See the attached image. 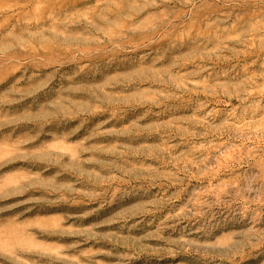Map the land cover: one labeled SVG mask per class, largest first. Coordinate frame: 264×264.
Segmentation results:
<instances>
[{
  "label": "rangeland",
  "instance_id": "rangeland-1",
  "mask_svg": "<svg viewBox=\"0 0 264 264\" xmlns=\"http://www.w3.org/2000/svg\"><path fill=\"white\" fill-rule=\"evenodd\" d=\"M0 264H264V0H0Z\"/></svg>",
  "mask_w": 264,
  "mask_h": 264
}]
</instances>
